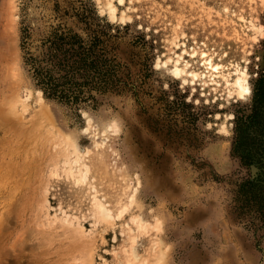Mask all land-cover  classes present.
I'll return each mask as SVG.
<instances>
[{"label":"rangeland","instance_id":"1","mask_svg":"<svg viewBox=\"0 0 264 264\" xmlns=\"http://www.w3.org/2000/svg\"><path fill=\"white\" fill-rule=\"evenodd\" d=\"M183 41L246 60L251 94L156 65ZM263 68L264 0H0V264H123L135 241L132 264H264V120L236 129Z\"/></svg>","mask_w":264,"mask_h":264},{"label":"bare ground","instance_id":"2","mask_svg":"<svg viewBox=\"0 0 264 264\" xmlns=\"http://www.w3.org/2000/svg\"><path fill=\"white\" fill-rule=\"evenodd\" d=\"M111 9L114 10L113 7H111ZM180 45L182 46L180 52L172 51V55H169L165 60H161L160 58H158L156 65L158 66L162 64L173 76L181 78L183 82H197L201 84V86L206 85L210 86L213 89L220 88L224 90L226 96L228 97L236 96L239 99H245L251 94L252 88L249 80V72L247 69L248 66L246 60H244L243 63L235 59L233 61H230L224 53H219L217 50H209L204 48L197 50L196 48H193L189 51L185 48L184 41L181 42ZM184 53H188L189 58H185L183 56ZM169 62L171 64L168 65ZM190 62L194 63V65L192 66ZM245 89H248V91H244ZM5 110L7 112L14 111L15 103L12 101L10 102L9 100V103L7 104ZM19 117H21V115ZM66 139L70 144L73 145L76 151V157H73V160L71 161L72 164H69L68 169L65 168V172L69 175H75L76 182L83 181L86 175L87 164L86 162L82 161V156H79L77 154V151H79L78 147L75 145V143H73L71 137L69 135H66ZM81 166H83L85 170L80 169ZM77 168L78 170L76 172V176L74 169ZM131 200H134V197L132 195L130 196V201ZM95 206L97 208L98 215L102 219L109 220L116 216H113L112 210L108 208L102 201H95ZM127 207L128 206H123L118 210L119 216L122 215L123 211ZM133 219L136 221L139 228H143L144 219L141 217V215L135 216ZM132 240L135 241L136 236H133ZM137 245L138 242L136 241L130 244L129 250H126L125 260L123 264H132L133 260L138 258ZM166 253V248L158 249V253L156 256V258H158L157 260H159L158 263H161L162 261H165V264L168 263Z\"/></svg>","mask_w":264,"mask_h":264},{"label":"trees","instance_id":"3","mask_svg":"<svg viewBox=\"0 0 264 264\" xmlns=\"http://www.w3.org/2000/svg\"><path fill=\"white\" fill-rule=\"evenodd\" d=\"M79 45H81V41L79 39ZM93 42V41H92ZM91 42V43H92ZM95 44L94 42L89 47H83L81 54H84L85 58L87 55L91 58L90 64L91 67L95 70V73L98 72L97 69V63H99V55L95 52L94 48ZM51 58L56 57V54H50ZM83 57V56H81ZM83 59V58H82ZM36 78V84L40 86L47 96L55 97L58 99H61L62 96L58 93H61L62 90L58 88V84L54 82V78L49 70H38L35 74ZM255 93L253 102L250 107V112L247 114L242 115L241 117H236V129L239 128V125H246L250 126L252 124H258L261 121L264 120V68L262 69V72L259 76V79L255 83L254 87ZM79 98L75 97L74 101H78ZM239 138L238 135V140ZM246 158H251L252 154L247 153L245 155ZM252 186L253 188H257V193L261 192V201L264 202V168L259 167V170H256L255 175L252 179ZM255 191V190H252Z\"/></svg>","mask_w":264,"mask_h":264},{"label":"snow or ice","instance_id":"4","mask_svg":"<svg viewBox=\"0 0 264 264\" xmlns=\"http://www.w3.org/2000/svg\"><path fill=\"white\" fill-rule=\"evenodd\" d=\"M244 91H248V89H245Z\"/></svg>","mask_w":264,"mask_h":264}]
</instances>
